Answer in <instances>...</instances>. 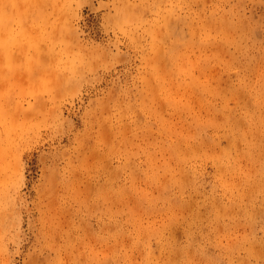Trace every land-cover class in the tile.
<instances>
[{"label": "rangeland", "instance_id": "374dc122", "mask_svg": "<svg viewBox=\"0 0 264 264\" xmlns=\"http://www.w3.org/2000/svg\"><path fill=\"white\" fill-rule=\"evenodd\" d=\"M0 9V264H264V0Z\"/></svg>", "mask_w": 264, "mask_h": 264}, {"label": "bare ground", "instance_id": "6f19581e", "mask_svg": "<svg viewBox=\"0 0 264 264\" xmlns=\"http://www.w3.org/2000/svg\"><path fill=\"white\" fill-rule=\"evenodd\" d=\"M7 1V0H6ZM2 9H0V11H1Z\"/></svg>", "mask_w": 264, "mask_h": 264}]
</instances>
